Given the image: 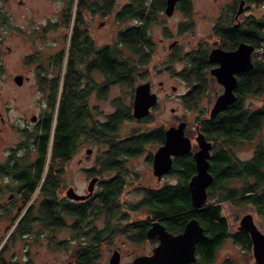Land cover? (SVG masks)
I'll return each instance as SVG.
<instances>
[{"label":"trees","instance_id":"trees-1","mask_svg":"<svg viewBox=\"0 0 264 264\" xmlns=\"http://www.w3.org/2000/svg\"><path fill=\"white\" fill-rule=\"evenodd\" d=\"M66 1L61 18L69 28V32L66 33L68 43L56 55L57 65L61 64L65 56V71L61 77L57 74L53 80L51 79V95L47 103L49 110L44 112L41 122L34 128L33 134L26 142V144H34L33 148L38 155L33 182H30L27 174L25 175L27 186L29 185L26 200H29L31 193L38 185L47 162V171L39 185L42 197L38 208V219L45 226L61 227L65 223L64 215L75 216V230L80 232V224L87 217L86 205L94 198L97 202L107 203L106 208L109 211L116 207L115 204L118 202L116 189L121 184V176L118 173L122 168L121 161L117 160V157L130 152L136 154L141 141L155 136V132L159 130L116 141L117 127L123 119L130 118L129 110L119 105L105 121L95 119L93 113L86 107L83 89L76 88L79 72L73 70L72 63L78 58L83 61L89 55V66L96 68L104 76V82L131 84L136 79L137 69L149 60L153 40L148 35V26L152 21L157 20V14L163 10L166 0H127L115 11L114 18L116 21L134 22L119 29L116 38L110 43L95 45L92 38L85 46H83L84 31L81 29L83 13L89 10L90 13L108 14L112 11L116 0ZM246 1L255 6H258L259 2V0ZM73 3H75L74 10ZM178 3L179 8L189 15L190 0H179ZM239 3L240 0H232L220 8L214 22V36L218 38L216 44L223 49H233L239 42L244 41L254 48L262 47L263 50L261 53L252 52L251 68L235 74L236 84L233 90L235 99L214 116L207 115L199 119L200 129L205 135L210 139L217 138L219 142L217 153L214 156L213 151L209 160L208 171L213 179L208 185L205 203L200 207H193L190 202L187 182L194 172V166L190 155L184 154L176 158L170 170V174L177 173L176 182L165 184L159 189L146 190L135 205H130L133 209L146 208L152 218L160 219L166 229L172 231L181 230L189 218L195 217L207 235L203 241L207 257L211 256L214 247V226L221 229L225 223L218 214L219 209L214 208V167H217L215 171L219 179L252 176L253 182L249 184L245 180L243 190L256 191L234 199L236 202H251L255 210L264 215V172H261L259 168L264 161V145H258L251 162L232 160L227 146L233 139L251 137L264 123V103L254 108L245 105V96L250 93L259 94L264 86V13L260 16L253 13L243 14L244 9L241 8L239 11ZM197 52L196 50L190 52L188 61L193 69V76H198L195 79L202 81L201 70L204 65H208V62L204 54L200 55ZM59 79H61L60 91L58 90ZM198 96V92L190 93L187 95V100L194 102ZM158 134L162 135L160 132ZM88 138L95 140L97 144H108L107 150L97 156L100 167L96 170L100 172L116 170V174L101 182L100 189L82 203L56 200L52 162L57 158L62 165L63 160L71 156L81 140ZM180 166H184L183 171L180 170ZM91 169L92 172L95 171L94 168ZM61 170L60 166L59 172ZM238 193L240 192L237 189H231L227 196H236ZM92 209L98 210L99 207L93 205ZM32 213V208L27 207L17 221L16 233L31 231L29 224L35 219ZM216 219L218 223L214 222ZM79 254H77L79 264H88V259L91 261L94 259L92 254L89 257L82 252ZM81 255L85 256L84 260L80 259ZM13 263L18 264V262ZM0 264H8L4 263L1 252Z\"/></svg>","mask_w":264,"mask_h":264},{"label":"rangeland","instance_id":"rangeland-1","mask_svg":"<svg viewBox=\"0 0 264 264\" xmlns=\"http://www.w3.org/2000/svg\"><path fill=\"white\" fill-rule=\"evenodd\" d=\"M126 1L116 0L112 11L105 15L89 11L83 13V17H86L87 33L97 44L102 45L114 41L119 29L134 22L116 21L114 18L115 11ZM190 2L189 15H186L179 5L175 6L171 15H166L163 11L157 14V20L152 21L148 26V32L154 42L148 62L139 68L138 78L131 84H112L107 88L106 97L102 99L95 95L89 97L90 105L95 106L94 118L105 120V115L114 110L112 104L114 99L119 98L129 104L135 85L147 78L152 81L153 90L159 95L158 101L144 120L130 117L122 121L117 127V133L120 135L125 136L132 131L137 132L157 126L169 127L176 125L181 119L187 120L188 127H193L197 120L208 115L215 97L222 91V85L218 84L214 87L209 83L210 86L208 85L206 91L197 98L195 105L188 106L182 96L186 90V83L177 75L183 62L165 60V48L174 39H178L182 52L194 48L205 40L212 43L213 19L215 22L220 8L232 0H190ZM66 4V0H0V115L2 117L0 119V144L3 146H12L23 138L18 128L24 127L25 121L31 128L34 124L30 121L32 114L40 115L41 111L49 110L45 98L47 92H44L45 89L43 90L36 80L35 72L32 71L34 67L27 63L25 56L37 50L50 53L67 46L66 33L69 32V28L64 22H60L53 29L43 30L41 27L47 19L59 22L61 10ZM72 8H75V4ZM241 8L244 9L243 14L253 13L256 16L263 14L262 9L250 5L246 0L243 1ZM217 40L218 38L214 36V46L217 45ZM124 50L127 52L126 49ZM64 61L65 56L60 65L53 66L54 70L50 72V75L51 73L55 76L59 74L61 77L65 71ZM16 74L23 76L21 83L14 80ZM93 75L97 81L101 79L99 73L96 72ZM60 80L59 91L61 90ZM159 81H162L161 85ZM263 103L264 86L259 94L250 93L245 96V105L251 108ZM259 140L264 143V123L249 140L236 144L235 155L241 159L250 157ZM88 147L92 149L89 153L86 152ZM155 147V144L148 143L138 155L125 160L129 171L125 176V184L117 197L118 202H136L142 197L140 189L142 186L156 187L178 180L177 174H169L161 181L156 180L152 173V166L146 158L149 153L156 150L157 147ZM104 149H106L105 143L97 144L90 138L81 140L71 156L63 160V170L59 177V194L63 195L66 188L71 185L77 192H84L89 173H94L91 168L99 169L100 167L97 156ZM100 174L103 178H108L112 172L103 171ZM242 182L233 180L228 184L239 186ZM97 189L98 186L95 187V192ZM127 206L124 204L123 208L126 209ZM221 206L222 213L228 219L229 224H237L244 213L250 212L255 223L264 231V215L258 213L252 205L233 204L226 201L222 202ZM21 210L22 207L15 209L13 206L8 215H0V252L4 263L15 264L13 262L17 261L18 264H71L74 259V264H79L77 257H73L75 248L73 249L72 245L76 246V240L73 243L69 241L66 247L56 244L55 240L69 238L70 232L67 228L53 230L52 233L55 236L52 243L48 239L52 233L35 223L32 224L29 234L23 236L20 232L16 233L17 219L15 217ZM137 213L141 214V211ZM141 216L143 217V215L136 217ZM95 223L101 225V220L98 219ZM112 244L118 245L121 249L123 255L120 264H131L133 254L148 248L147 242L134 243L131 238L117 234L110 243L107 242V247H101V255L89 264H107ZM225 252L238 255L242 251L227 241L222 244L217 255L220 256ZM85 256L81 255L80 259L84 260ZM238 256L242 264L253 262L247 253Z\"/></svg>","mask_w":264,"mask_h":264},{"label":"flooded vegetation","instance_id":"flooded-vegetation-1","mask_svg":"<svg viewBox=\"0 0 264 264\" xmlns=\"http://www.w3.org/2000/svg\"><path fill=\"white\" fill-rule=\"evenodd\" d=\"M178 2H179V0L176 1L174 8H175V6L178 5ZM64 8L65 7L62 8L60 16H61ZM73 10H74V8H73ZM86 11H89V10H86ZM161 11L164 12V8ZM85 18L86 17L84 16L82 19L83 26H81L82 27L81 29L84 31L83 41L85 40L83 43V46L88 45L90 40L92 39V37L89 35V33H87V29L85 27V23H86ZM60 22H62V18H61V20H59V22L58 21L53 22L52 20L47 19L44 22V24L41 25V27L43 30L44 29L45 30L46 29H53ZM148 35L150 36L149 32H148ZM211 36H212V41H211L212 43H210L209 40H205L202 43H200L199 45L195 46L194 48L189 49V50L184 51V52H182V50L180 49L181 45L179 44L178 39H174L173 41L169 42V44L165 48V51H166L165 52V60H168L169 62L176 61V60L183 62V66L177 72V75L180 77V79L184 83H186V90L182 94V96H183V98H185V101L188 103V106H194L196 103V100H197L196 99L194 102H190L189 100H187L188 94L198 92V95L200 96L202 93H204L206 91L209 83H210V85H213L214 87H216V85L220 84L215 79L214 74L211 73V69L214 68V66L217 65V63L214 62V60H209V58H208L209 51L212 48H214V19H213V23L211 26ZM93 42L95 43V45H100V44H97L95 41H93ZM153 46H154V42H153ZM194 50L198 51L197 53H199L200 55L204 54L206 56V59L208 62V65H206V66L204 65L202 67L203 69L201 70V73L203 74V75H201L203 82L195 79L198 76H193V71H192L193 69L190 66L189 61H188V56H189L188 54ZM57 52L58 51L56 50L54 52L45 53L43 51L37 50L35 52L26 54V56H25L27 63L30 64V66L33 65V67H34V70H32V71L35 72L36 80L38 81V83L41 84V88L43 90L45 89L44 92H47L45 95L46 96L45 97L46 98V104L48 103V99L51 95L50 82L55 77V75L53 73H51V75H50V72H53V70H54L53 66L57 65V62H56L57 61V59H56ZM150 55H151V52H150ZM89 59H90L89 55H87V59H85L83 61H80L78 58L77 60H75L72 63V67H73V70H77V72H79L77 74L79 80H78V84L76 85V88L77 89H83V93L85 94V98H86V103H85L86 107L90 112L93 113V111H94L93 109L95 106L90 105V102L88 100L89 97L91 95H95V96L99 97L100 99H102L103 97H106L107 88L109 86H111L112 84H115L117 82H113V83L104 82V76L96 68H91L89 66ZM96 72L99 73V75L101 77V79L99 81H97L93 75V73H96ZM189 73H190V75H189ZM138 74H139V69H137V71L135 73L136 79L138 78ZM48 75H50V76H48ZM22 78H23V76H22ZM26 78H27V76L25 77V79ZM214 81H216V82H214ZM143 82H148L149 91L155 93V95H156L155 103L149 107V112H148V114H149L151 112L153 106L157 103L159 95L157 92H155L153 90L152 81L149 78L143 79ZM139 83H142V82H139ZM139 83H137L135 85V87ZM158 83H159V85H161L162 81H159ZM117 84H120V83H117ZM135 87H134L133 95H131L132 99H131L129 104L124 103L123 100L121 101V99H119V98L113 100V102H112V104L114 106L113 111H115L117 109V107L120 105L123 108L128 109L130 112V115H131ZM174 88L175 87L173 86V89ZM216 89H218V88H216ZM113 111H111L110 113H112ZM209 111H210V109H209ZM209 111H208V115H209ZM44 112L41 111L40 115H35V114L31 115L30 121L34 123L31 128H29L27 121H25L24 127L18 128V129H20V132H21L23 138L20 139L18 142H16L14 145H12V146L4 145L3 146L0 144V215L1 214H3L4 216L8 215L9 210L13 206L15 207V209L22 207V210H21L22 212L19 211L15 217L18 221L19 218L24 214L27 207H31L32 211H33L32 215L35 218L29 224L31 230H32V224L33 223L39 225L40 227H43L46 230H49L51 233L53 232V230H56L58 228H67L70 232L69 238L63 239V240H55V241H56V244L61 245L62 247H66L69 245L68 244L69 241H70V243H73L76 240V246H75V244L72 245V248L73 249L75 248L74 252H73V254H74L73 257H77V254L82 252V254L86 255V257L87 256L89 257L92 254L93 258H97L98 256L101 255V252H102L101 247L102 246L107 247V242L110 243L112 241L113 237L116 236L117 234L118 235H124V236L131 238L134 243H144V242L148 243L147 249L141 250V251L133 254L132 258L135 256H138V255H149V254H151L152 249L159 242V237L157 234L147 236V230L151 226L152 222H154V221L160 222L163 226H164V224L162 223V221L160 219L152 218L151 213L146 208L143 207L140 209H137V208L133 209L132 207H130V205H135L136 202H125V203L116 202V204H115L116 207L114 208V210L109 211L106 208V206L108 205L107 203H103V202H99V201L97 202L96 198H94V200H92V202H90L86 205L87 210L85 211V213H86L87 217L80 224V227H81L80 232H79V230H78V232H76V230H75V226H74L75 216L64 215L63 219H64L65 223L61 227L60 226L58 227L56 225L51 226V227L45 226L38 219V208H39V204H40L41 197H42V195L39 192V187H40L39 185L41 183V179H42L43 175L47 171V165L48 164L46 162V164H45L46 166H44V168H43V171L41 173V178L38 182V185L36 186L34 191L31 193L29 200H26V194L28 192L29 185L27 186L28 183L26 181L25 175L27 174L29 179H30V182H33V179L35 178L36 168H37V161L36 160H37V156H38L36 150H34V148H33L34 144H32V143L26 144V142L29 141L28 137L31 134H33L34 128L36 126H38V124L41 122L43 115H44ZM110 113H107V115H105V120L107 119V116ZM148 114H146L142 117H139V118H135L132 115L130 117H132L136 120H144L148 116ZM32 116H34V118H32ZM0 119H2L1 115H0ZM126 119H128V118H126ZM126 119H123L122 121H124ZM98 120H100V119H98ZM105 120H100V121H105ZM180 121H185L183 133L186 136H188L190 139V149L184 154L190 155L191 160L193 161V166H194V172H192V174H194L196 172V169H195V162H194V158H193V152H195L199 148L197 141L195 139L198 132L202 133L204 138L206 140L210 141L208 161L210 160V158L213 154V151H214V156L217 153L219 142H218L217 138L210 139L205 135V133L200 129L199 120L196 121V123L193 127H188V122L185 119H181ZM166 128L167 127H160V126L158 127L157 126L155 128L144 129V130L137 131V132L132 131V132H129L128 134H126L125 136L120 135L116 131V135H117L116 141H119L121 139H125V138L130 137V136H138V135H141L144 133L147 134V133H151L155 130H159V131L155 132V136H152L151 138L143 139L141 141V144H139V150L136 154H131V152H130L129 154H122V155H119L117 157V160L121 161L122 168H121L120 173H118V175L121 176V182H120L121 184L116 189V191H117L116 198L118 197L119 193L121 192L122 187L125 184V176L127 175L128 171H129V169L125 165V160H127L128 158H130L132 156L138 155L141 151H143L144 146L147 145L148 143H153L158 148V146L164 142V137H165L164 131ZM257 131H255L254 133H256ZM158 132L162 133V135L158 134ZM250 138L251 137L236 138V139H233L227 145L228 151H229V154H230V157L232 158V160H242V161H247V162L252 161L251 159L254 156L255 150L258 149V145H264V143H262V140H259L258 142H256L251 156L246 158V159H241L238 156H236L234 153V147L236 146L237 143H240L241 141L244 142V140L247 141ZM105 146H106V149H104V150H107L108 144L105 143ZM32 151H33L34 155H33ZM153 153L154 152L152 151L146 157L151 166H152V162H153ZM184 154L172 156V163H171L170 168L168 170L162 172L160 174V176H156L152 170V173L155 176L156 180L161 181L166 176H168L170 174V170H171L172 165H173L174 161L176 160V158L178 156H182ZM52 164H53L52 175L54 176V194H55L54 196H55L56 200H63L64 202L66 201V202H72V203H74V202L82 203V201H84L85 199L90 198L92 195H94L96 193L95 192L96 186H98V189H100V187H99L100 183L104 182V180L108 179L109 177L115 175L117 172L116 170H106V171L112 172V174L108 178H103L100 174L103 171L100 172V171H97L95 169L94 173H91V174L89 173V175H88L89 178H91L93 176L98 177L96 182H95V186H94L92 195H90L89 197H87L85 199L74 200L72 198L67 197L65 195V193L63 195L59 194V191H58L59 177H60V174L63 170V163H62V165H60L59 160H57V158H55L54 161L52 162ZM60 166H61L62 170L59 172ZM209 167L210 166H208V170H209ZM259 168H260L261 172H264V161L262 162V164L260 165ZM216 169H217V167L216 168L214 167V208L219 209L218 214L221 218H223V220L225 222L224 227H221V229H219L218 227L214 226V247L212 249L210 257H207V254H205L206 253V251L204 249L205 245L203 244V241L206 239L205 238V239L199 240L195 244V248H194L195 258H194V260H191L185 264H242L240 262V257L238 255H242L244 253H247L253 259L252 264H259L258 262H256V260L254 259V256H253L252 242H251L249 232L246 229L239 226V222H240L241 218L238 220L237 224H234V223L229 224L228 219L222 213V206H221L222 202L229 201L233 204L247 203V204L252 205L254 207V205L251 202H247V201L236 202L234 199L235 197H241L244 195H249L252 192H255L256 190H243V187L245 186L244 181L246 180V182H248L250 184L251 182H253L254 179L252 176H245V177H237L236 176V177H230V178H226V179H219L218 175H217V171H215ZM180 170L183 171L184 166H180ZM233 180H241L243 182L239 186L229 185L228 183H230ZM166 184H169V183H166ZM163 185H165V184L158 185L156 187H149V186L143 187L142 186V187H140L141 194L143 196V194L146 192V190L159 189ZM207 188H208V186H207ZM231 189L232 190L237 189L238 192H240V193H238L236 196H227V193ZM124 204L128 205L126 209L123 208ZM93 205H98L99 209L93 210L92 209ZM137 211H141V214H138ZM138 215H143V217L142 216L136 217ZM98 219L101 220V225H97L95 223L96 220H98ZM68 220H70V221H68ZM214 222L218 223V220L216 219V220H214ZM16 224H17V222H16ZM16 224H15V226L17 227ZM258 228H259V226H258ZM165 229H166V227H165ZM166 230H168L172 233H176V232L181 231L182 229L181 230H175V231H172L169 229H166ZM203 230H204V228H203ZM30 232H26V233H22V234L24 236V235L29 234ZM54 236H55V234H53V233H52V235H49L48 239L51 243L54 241ZM206 237H207V235H206ZM227 241H229L233 245H236L237 247H239L242 252L238 255H234L232 253L225 252L222 255L218 256L217 255L218 250H220V247L222 246V244H224ZM215 242H217V243L215 244ZM101 244H104V245H101ZM110 247H109L110 248V250H109L110 256L114 251H117L118 252V258H119L118 264H120L121 257L123 255L121 252V249L119 248L118 245H114V244H112ZM108 261H109V259L107 260V264H108ZM15 262H17V261H15ZM90 262H91V260L88 259V264ZM71 264H74V259H72Z\"/></svg>","mask_w":264,"mask_h":264},{"label":"water","instance_id":"water-1","mask_svg":"<svg viewBox=\"0 0 264 264\" xmlns=\"http://www.w3.org/2000/svg\"><path fill=\"white\" fill-rule=\"evenodd\" d=\"M177 0H166L164 13L170 15ZM243 0H240L239 11ZM238 11V12H239ZM254 47L241 41L233 49H223L216 45L209 51V60H214L217 65L211 69L215 79L222 85V91L215 97L209 111V116H214L225 109L234 99L235 74L252 67L251 54ZM22 75L16 74L14 80L22 82ZM156 95L149 91L148 82L139 83L135 87L131 115L135 118L142 117L149 112V107L155 103ZM34 118V116H32ZM185 121L167 127L164 131V142L153 153L152 170L156 176L168 170L172 163V156L181 155L190 149V139L183 133ZM198 149L193 152L196 172L190 176L187 185L190 193V202L193 207L202 206L207 199V186L212 182L213 176L208 171L210 141L202 133L196 136ZM86 148V152H91ZM97 176L88 179L84 192H77L74 187L68 186L65 195L74 200H81L93 193ZM239 226L246 229L251 238L254 259L259 264H264V232L261 231L253 220V215L246 212L242 215ZM157 234L159 242L149 255L135 256L131 264H185L194 260L195 244L206 238L203 227L195 217L189 218L181 231L172 233L158 221L152 222L147 230V236ZM118 252L114 251L108 264H118Z\"/></svg>","mask_w":264,"mask_h":264},{"label":"built area","instance_id":"built-area-1","mask_svg":"<svg viewBox=\"0 0 264 264\" xmlns=\"http://www.w3.org/2000/svg\"><path fill=\"white\" fill-rule=\"evenodd\" d=\"M259 9H262L263 13H264V0H259L258 2V6H257ZM262 47H258V48H255L254 49V52H257V53H261L262 52Z\"/></svg>","mask_w":264,"mask_h":264}]
</instances>
